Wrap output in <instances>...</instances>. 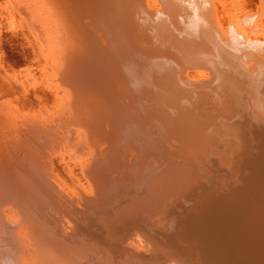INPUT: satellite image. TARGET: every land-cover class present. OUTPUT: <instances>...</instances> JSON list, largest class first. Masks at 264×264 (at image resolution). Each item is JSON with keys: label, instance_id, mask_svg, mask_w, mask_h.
<instances>
[{"label": "bare ground", "instance_id": "6f19581e", "mask_svg": "<svg viewBox=\"0 0 264 264\" xmlns=\"http://www.w3.org/2000/svg\"><path fill=\"white\" fill-rule=\"evenodd\" d=\"M0 264H264V0H0Z\"/></svg>", "mask_w": 264, "mask_h": 264}]
</instances>
